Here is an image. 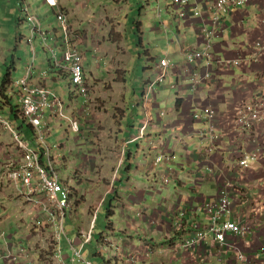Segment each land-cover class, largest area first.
<instances>
[{
  "label": "crops",
  "instance_id": "1",
  "mask_svg": "<svg viewBox=\"0 0 264 264\" xmlns=\"http://www.w3.org/2000/svg\"><path fill=\"white\" fill-rule=\"evenodd\" d=\"M95 1L57 0V6L65 14V28L56 22L53 8L47 6L44 0H20L18 4L14 0L0 2L3 16L16 19L17 25L24 21L20 12H24L23 8L29 6V9L41 18L39 21L42 27L54 33L53 39H56L58 44V48L54 47L55 51L58 52L60 48L63 55L64 49L76 46L85 54L84 74L89 94L81 108L76 109L74 114L79 115L80 126L83 121L81 118L88 115L86 109L92 100L90 90L96 89L94 84L99 85L103 82L122 84L127 81L126 74L121 75L119 80L114 74L99 75L90 70L86 63L88 54L95 57V50L89 45V35L93 36L92 33H95L97 28L106 26V22L110 20H115V23L110 24L109 32L113 31L117 35L123 30L118 19L121 18L124 9L121 7L118 10L117 0H103L108 5H99L100 11L94 10ZM263 16L264 0H254L246 6L231 10L230 14L224 16V31L215 38L214 51L220 56L242 58L247 64L226 75L215 76L213 80L203 83L196 90H192L190 71H199L202 67L188 70L189 65L183 57L187 50L197 46L199 48L200 44L198 25L196 20L192 19L184 20L185 29L190 30L186 35L189 39L186 45L189 47L186 49L184 43L180 44L177 57L179 56L181 62L172 63L173 66L166 75L168 84L162 88L165 77L158 82L153 89L154 92L148 95L147 89L157 75L151 78L148 76L143 80L141 102L149 97V108L147 103H144L141 111L136 104H130L137 99L134 97L137 89L125 85L112 86L113 91H110L112 95L127 102L125 116L117 118L119 121L114 120V129L117 133L115 145L119 148L126 147L125 150L122 148L123 165L121 169L117 165L118 162L115 165L106 164V167L99 160L91 171L88 169L92 178L104 172V176L110 179L108 190L113 191L100 199L99 195L90 194V191L82 190L79 186L71 187L72 181L75 185L79 184L77 180H72V174L76 170L83 172V167L77 168L78 160L73 161L81 155L71 156L72 160L65 155L54 156L61 166L60 172L69 171L66 179L60 176L61 180L65 184L67 181V186L75 189L72 198L74 206L66 213L65 237L59 244L55 243L54 231L47 223V215L31 202L35 199L44 205L47 202L45 194L39 193L29 201L28 196L22 193L25 188L15 183L14 178L23 169V153L11 133L0 126V264H6L1 259L5 252L13 255L22 254L24 258L18 264H63L62 262L71 264L73 249L82 248L83 234L89 232L92 227L93 243L94 230L103 209L106 222L100 224L97 243L92 247L87 245L82 248L83 259L92 264H264V158L243 174H240L238 166L240 156L254 149L255 142L264 148V125L255 126L250 133L230 129L229 137L212 143L207 136V123L192 119L194 107L201 109L211 106L217 114L216 128L229 129L226 122L233 115L234 106L240 101L250 100L253 96L260 97L258 83L264 78V51L256 50L253 45L259 37L264 36L260 23ZM51 21L56 24L52 29ZM23 39L24 37L18 36L16 44H20L21 41L25 43ZM49 40L52 42L50 35L47 41ZM141 42L143 44L142 39ZM184 48L186 51H183ZM42 53L37 61L33 60L32 84L47 89L48 82H55L64 77L68 80L65 62L60 60V66H55L52 54L43 50ZM62 55L59 57L57 53L59 59ZM108 58L116 60L111 51ZM27 64L21 67L20 72H23ZM118 64L122 65L121 62ZM11 70L14 71L13 66ZM8 81L9 77L7 85ZM164 89L167 90L163 91ZM4 90V94L11 98L15 92L17 93L16 89L6 87ZM157 91L160 92V102L157 100ZM73 95L74 93L70 91L69 96ZM12 101L18 106L17 96L12 98ZM52 102H55L54 111L47 109L49 112L45 113L46 118L64 117L60 99H54ZM66 106L69 108V105ZM56 111L60 112L61 116L54 114ZM137 111L143 113L140 118L136 114ZM147 113L148 127L144 131L147 132L144 138L148 141L153 138H166V141L160 143L174 156L172 162L157 167L158 169L154 171L152 164L155 153H152L151 149H148V152L152 153L150 165L134 166L130 160L137 156V150L141 149L138 140L133 138L138 133L134 130L136 120L139 118L138 121L141 123ZM5 115L7 116V113ZM66 120L68 124L72 121L69 117ZM27 130L28 127L24 124L17 135L25 140ZM152 142L156 145L154 141H150V147H153ZM131 144L137 145L135 151L129 148ZM155 149L157 151V146ZM144 152L142 154L145 160L149 154L146 155ZM169 165L171 169L166 167ZM112 167L116 175L113 170L106 171ZM208 168L212 172H208ZM123 170H126V178L119 177ZM166 175H169V181L165 184L163 177ZM113 176H116L115 181ZM140 179H147L148 184H144V181L140 183ZM37 183L38 178L35 177L33 182L35 187H38ZM225 184L230 185L233 214L224 219L235 220L244 226L247 224L248 231L244 234L245 237L228 234L225 246L220 248L212 237L207 236L195 250L184 249L182 243L186 236L192 233L190 223L196 222L202 228L209 224V216L204 211L203 204L208 200L217 199ZM95 187L94 190H101V182L97 181ZM161 194L160 201H156L157 196ZM182 213L184 215L181 217ZM36 221L41 222L42 226H36L34 224ZM57 248L62 251V259L55 256ZM237 252H242L246 260H240Z\"/></svg>",
  "mask_w": 264,
  "mask_h": 264
},
{
  "label": "rangeland",
  "instance_id": "2",
  "mask_svg": "<svg viewBox=\"0 0 264 264\" xmlns=\"http://www.w3.org/2000/svg\"><path fill=\"white\" fill-rule=\"evenodd\" d=\"M1 1L4 0H0V2ZM14 1H17L18 4L20 0ZM126 1L127 0H117V5H119L118 10H120L121 7L124 9L121 12V18L118 19L122 24L123 30L120 34L117 35L113 31L109 32L108 28L111 27L110 24L115 23V20H110L106 22V26H103L102 28H97L96 32L92 33L93 36L89 35V45L95 50V57L93 56V54H88V59L86 60V63L88 64V67H90V70L99 75L106 76L108 74H114L119 80L121 75L126 74L127 81L122 84H116L113 82H103L99 85L94 84L96 89L90 90L92 94V100L90 101V105H87L86 109V115H88L81 118L83 119L81 126L80 122L78 121L79 115L74 116V114L76 109L81 108L85 98L80 94L79 91H73L74 88L71 85L69 79L67 80L66 77L55 82L47 83V91L50 94L49 99L50 101H54V99H60L64 109V117H59V119L53 118L52 120L45 118L46 123L49 124V126L51 127V133L48 134V136H45L44 140L47 143L48 147L51 149L52 156H58V154L61 156L65 155V157H70V160H72V157H77L78 155H81L78 156V159H75L73 161L78 160L77 164H79L77 168L81 169V167H83V172H79L76 170L75 173L72 174V180H77L79 184L75 185V182L72 181L71 187L79 186V188L82 190L90 191V194L95 193L96 195H99L100 199H103L105 195L108 194V189L110 188V179L108 176H104V172L102 173V175H98L92 178L88 169L91 171L94 168L95 163L99 160V162L106 167V164L115 165L118 162L117 165L119 166V169H121V166L123 165V152L126 149V147H122L124 148V150L122 151V148H119L118 145H115L114 139L117 133L114 129V120L117 118L120 119V117L122 118L123 116H125L124 110L127 102L123 98L115 97L114 95H112V93L110 92L113 91L112 86L118 87V85H125L129 88L137 89V93L134 95V97L137 99L134 102L132 101L130 104H136L138 110H141L144 102V100L141 102L140 94L144 86L143 80H145V78H147L148 76H150L151 78L158 74V66L162 59L161 57H166V59H168L171 64L179 63L181 62V60L179 56L177 57V54L179 55L180 44L184 43V47L186 49L189 47V45H186V42L188 43L189 41L186 35H188V32H190V30L185 29L186 26L184 20L177 18L179 16L178 13L181 12L183 8L173 10L171 0ZM44 2L45 4H47V6H50V4L46 0H44ZM94 3L95 11L101 10V7L99 6L101 4L105 6L108 5V3L103 2V0H96ZM45 4H43L44 7L46 6ZM19 9L21 11L20 7ZM28 12L34 13L30 9H27L24 12H20L24 21L22 24L17 25L18 22L16 19L4 17L3 13L0 11V85L1 82H4V88L7 87L11 90H17L14 84L20 79L23 74L22 72H20V69L24 64H27L29 62L31 56L29 45L23 43V41H21L20 44H16V41H18V36H22L25 39L28 38V20L25 15V13L27 14ZM36 16H38V18L41 20L39 15L36 14ZM80 16L81 18H83L82 13H80ZM50 25V29H52V27H54L56 24L54 21H51ZM155 28L157 30H155ZM194 38V40H196V37ZM141 39L143 41V44L141 42ZM37 40L38 42H35L33 44V46L35 47L34 61H37V58L43 55L42 50L40 49L42 47V41L40 40V38L36 37L34 41ZM47 43L48 45H53V40L52 42L49 40L47 41ZM185 48L183 51H186ZM110 51L114 54V58H116V60L108 58V53ZM57 53L58 56L61 57L62 52L60 48ZM183 57L184 59H186L185 53L183 54ZM12 58L13 64H11ZM34 61L32 63V68H34ZM119 62H121L122 65L118 64ZM86 63L85 65H87ZM12 66L14 67V71L11 70ZM152 70L154 71L152 72ZM8 72L9 84L7 85ZM171 83H173V81H171ZM167 84L168 81L166 77L163 82L162 88ZM258 84L260 89L259 93L261 95L262 90L264 89V78ZM156 86L157 84L155 83L153 85V89H155ZM165 90L167 89H164L163 91ZM70 91L74 93L72 97L69 96ZM157 94V100L160 102V92L157 91ZM15 96L18 97V93L15 92L14 97ZM137 102L139 104H142L139 105L137 104ZM244 102H247V100L240 101L236 105ZM173 104L174 102L172 103V106ZM66 105H69V108ZM46 110L47 108H44L43 112L48 113L49 110ZM114 114H116L117 116H114ZM136 114L139 118L141 117V115H143L142 112L138 113V111L136 112ZM68 117L72 120L69 124L66 120ZM135 118L136 117H134V120ZM118 119L117 121H119ZM138 120H136V126H134V130L135 132H138L137 136L139 138H137L136 140H138L137 142L140 145L141 149L137 150V156H134L130 159L132 160L131 163L134 166L138 164H141L142 166L150 165L152 161V153H155V158L156 154L158 153V149L161 151H165L168 154H171L167 151V149H165V146L160 143V141H166V138H153L148 141L147 138H144L146 137L145 135L147 134V132H144L145 135H143L142 137L139 136L140 127L142 125L143 119L141 123H139ZM137 127H139L138 130ZM14 141L18 145L15 138ZM150 141H154V143L156 144L153 145V142L151 143L154 148L149 146ZM24 142L31 149L33 148V146H37L38 143L36 134L32 130L28 129L27 137L25 138ZM136 146L137 145L131 144L129 148H131L132 151H135ZM156 146L157 151L155 149ZM148 149H151L153 152L150 154L148 152ZM143 151H145L144 153L146 155L149 154L145 160L143 159ZM52 161L54 162L55 159H52ZM112 161L115 162L113 163ZM6 166L10 167L9 165ZM54 166L60 172V164L57 163ZM159 167H161V165ZM166 167L171 169V165ZM113 168L114 167L107 168L106 171L113 170L115 174V170ZM157 169V166L155 165V163H153L152 170L154 171ZM68 172L69 171H62L60 172V176L66 179L69 175ZM70 172L72 171L70 170ZM100 176L102 178H100ZM119 177L126 178V170H123ZM115 180L116 177H114L113 181ZM97 181L101 182V190H94L96 189L95 185ZM143 181L144 184H148L147 179H140L139 182L142 183ZM37 184L38 187H35L33 184L36 191H38L34 195H30L26 190L22 191L24 195L28 196L29 201L31 197L39 194L41 188L39 186V181ZM68 189L71 198H73L75 195V189H71L70 187H68ZM112 191L113 190H110L109 193H111ZM161 197L162 194L158 195L156 201H160ZM104 213L105 211L103 209L100 214L97 227L94 230L95 239L93 240V243L91 241L92 244H86L85 247L87 245L89 247H92V245H95L97 243L100 233V224L103 225L106 222ZM34 224H36V222H34ZM64 237L65 234L61 236V242ZM99 261L101 262V259ZM62 263L66 264L65 262Z\"/></svg>",
  "mask_w": 264,
  "mask_h": 264
},
{
  "label": "built area",
  "instance_id": "3",
  "mask_svg": "<svg viewBox=\"0 0 264 264\" xmlns=\"http://www.w3.org/2000/svg\"><path fill=\"white\" fill-rule=\"evenodd\" d=\"M50 1V0H49ZM254 0H171L173 10L183 8L178 13V18L182 20L192 19L196 20L198 27V36L200 39V47H194L185 52V61L189 65V69H196L200 66L201 70H191L190 82L192 90H195L203 83H208L215 78V76L226 75L237 68H241L247 62L242 58L224 57L216 54L214 51V40L224 31V16L230 14L231 10L246 6ZM51 2V1H50ZM54 4V3H53ZM63 14L60 13L57 19L63 25ZM31 21H36L30 18ZM261 28L264 33V16L260 20ZM33 37H29L27 41L30 43ZM42 48L52 54L55 59V66H59L61 61L65 62L67 72L69 74V81L74 89L78 90L80 94L87 98L89 88L84 75V55H82L77 48L72 47L66 50L62 58L57 57V52L54 46H49L47 43V36L43 37ZM51 40H54L51 38ZM256 50L264 51V36L253 45ZM31 60L25 66L24 71L19 82H16L15 88L18 91V107L20 119L30 127L37 137L38 146L43 150L42 156L47 160L46 164L41 163L39 154L29 148L25 142L20 141L18 135L11 129L10 122L0 115V126L3 130L11 133L18 143V148L23 153L24 165L21 173L17 175L14 180L20 186L25 188L30 195H34L38 191L33 186L34 178L37 177L39 181L40 191L46 196V203L42 205L40 201L33 200V206L40 208L41 212L47 215L48 224L54 230L55 243H60L61 236L64 235V222L66 213L73 208V200L70 198V192L64 187L57 172L55 162L51 161L50 148L45 142V136L51 132L50 126L46 123V115L43 112L44 108L54 111V103L49 99V92L40 85H33L30 82L32 77V62L35 58L34 50L31 48ZM168 59L162 58L159 64V75L156 81L162 79L167 70L171 67ZM152 87V86H151ZM153 89V88H152ZM148 106V100H146ZM54 114L60 115L56 111ZM217 114L213 107L208 106L199 109L194 107L192 111V118L194 120L203 121L207 123V136L210 142L215 143L229 137L230 129L237 132L253 131L258 124H264V89L260 97L253 96L247 102L240 103L234 107L233 115L230 120H227L229 129H217L215 126ZM148 119L145 117L140 127V135H144V131L148 126ZM134 140L139 138L133 137ZM132 139V138H131ZM254 149L244 152L239 158V172L245 173L251 169L255 164L259 163L264 158V148L257 142ZM170 160L166 154L157 156L154 159L156 166L163 162ZM212 172L210 168L207 170ZM168 176H165L164 183H168ZM230 185L225 184L219 193L218 200L207 201L204 204V211L211 216L209 224L202 228L196 222L190 223L192 234L186 236L182 243V247L186 250H195L207 236L215 240L220 247L225 246L228 234L243 237L248 231V228L240 223L232 220L221 221L224 214H229L231 209V202L229 200ZM184 213L181 214V216ZM36 226H42V223L36 221ZM91 231L83 235L82 248L91 243ZM82 248L73 249V259L71 264H92L90 261L84 260L82 257ZM240 260H245L242 252H237ZM55 256L62 259V251L57 248ZM24 256L22 254L13 255L5 252L1 259L6 264H18ZM129 258L127 257V260Z\"/></svg>",
  "mask_w": 264,
  "mask_h": 264
},
{
  "label": "bare ground",
  "instance_id": "4",
  "mask_svg": "<svg viewBox=\"0 0 264 264\" xmlns=\"http://www.w3.org/2000/svg\"><path fill=\"white\" fill-rule=\"evenodd\" d=\"M49 4H50V6H51V8H53V12H54V15H55V20H56V22H58L59 24H60V26L61 27H63V28H65V25H66V22H65V14H64V11H62L58 6H57V3L56 4H52V3H50V2H48ZM58 8V9H57ZM178 11V10H177ZM56 12V13H55ZM60 13H62L63 15V25L60 23V21L57 19V16L60 14ZM25 15H26V17H27V20H28V36L27 37H33V40L36 38V37H38V38H40V40L43 42V37H45V36H47V35H49V34H54L52 31H48L47 29H45L44 27H42V25L40 24V19L38 18V16H36V14L35 13H25ZM176 15V14H175ZM30 18H34L36 21L34 22V21H31L30 20ZM178 18V17H177ZM26 21V20H25ZM198 27H199V25H198ZM58 44H57V41H56V39H54L53 40V45H51V46H54L55 48H58V46H57ZM200 45L201 44H199V47H200ZM75 48H77L76 46H74ZM70 48H72V47H68V48H66V49H64V51H63V53L66 51V50H68V49H70ZM78 49V48H77ZM78 51L82 54V55H84L79 49H78ZM52 59H53V61H54V63H55V59H54V57H52ZM60 66V65H59ZM24 71V70H23ZM23 73V72H22ZM32 74H33V70H32ZM46 75V74H45ZM43 79V78H42ZM16 82H19V81H16ZM15 82V83H16ZM30 82H31V84H32V77H31V79H30ZM33 83H35L34 81H33ZM202 85V84H201ZM200 85V86H201ZM200 86H198V87H200ZM197 89V88H196ZM195 89V90H196ZM73 91H78V90H76V89H74ZM53 118V117H52ZM193 119V118H192ZM50 120V119H49ZM52 120V119H51ZM196 121H198V120H196ZM259 125V124H258ZM163 145V144H162ZM53 149V148H52ZM162 154H166V156H168L169 158H170V160H168V161H166V162H163L161 165H167V164H169L170 162H172V160H173V158H174V156L172 155V154H168L167 152H165V151H161V150H159L158 149V153L156 154V156H155V158L157 157V156H159V155H162ZM154 158V159H155ZM218 198H219V196H218ZM218 198L217 199H215V200H218ZM229 200H230V202H231V211H230V213L229 214H224L222 217H221V221H228V220H232V219H224V217H226V216H231V213H232V207H233V202H232V199L230 198V194H229ZM208 201H211V200H208ZM212 201H214V200H212ZM207 202V201H206ZM206 202H204V204L206 203ZM204 204H203V207H204ZM207 213V212H206ZM208 214V213H207ZM233 214V213H232ZM45 216V215H44ZM208 216H209V221L211 220V216L208 214ZM182 217V216H181ZM180 217V218H181ZM232 221H235V220H232ZM41 222H42V220H41ZM182 222H183V220H182ZM185 222V221H184ZM183 222V223H184ZM191 222V221H190ZM236 222V221H235ZM178 223H179V221H178ZM238 223V222H237ZM175 224V223H174ZM185 225V224H184ZM183 225V226H184ZM247 225V224H246ZM245 225V226H246ZM188 226V225H187ZM204 228V227H203ZM177 229V228H176ZM184 230V229H183ZM186 233V232H185ZM250 233V232H249ZM192 234V233H191ZM189 235V234H188ZM245 237V236H244ZM210 238V237H209ZM206 239V238H205ZM183 242V241H182ZM179 245V244H178ZM227 246V245H226ZM180 247V246H179ZM178 248V247H177ZM221 248V247H220ZM235 248V247H234ZM232 250V249H231ZM155 251V250H154ZM229 251V250H228ZM149 252V251H148ZM152 252V251H151ZM223 252H225V251H223ZM231 252V251H230ZM235 256V255H234ZM246 260V259H245Z\"/></svg>",
  "mask_w": 264,
  "mask_h": 264
},
{
  "label": "trees",
  "instance_id": "5",
  "mask_svg": "<svg viewBox=\"0 0 264 264\" xmlns=\"http://www.w3.org/2000/svg\"><path fill=\"white\" fill-rule=\"evenodd\" d=\"M8 74L9 72L7 73V80H8ZM4 86H5V83L1 82V85H0V115L6 118L10 122L12 131L18 134L17 132H19V130L23 128L25 123L19 117V110H18L19 107L13 103L11 97L4 94V91H5ZM6 113H7V116L5 115L6 116L5 117L4 114ZM18 137L20 141L22 142L25 141L21 138V136L18 135Z\"/></svg>",
  "mask_w": 264,
  "mask_h": 264
},
{
  "label": "clouds",
  "instance_id": "6",
  "mask_svg": "<svg viewBox=\"0 0 264 264\" xmlns=\"http://www.w3.org/2000/svg\"><path fill=\"white\" fill-rule=\"evenodd\" d=\"M47 2H50V3H54V4H56V2H57V0H46ZM24 9V11L25 10H27V9H29V6H27V7H25V8H23ZM50 35V37L51 38H53V34H49ZM49 35H47V39H48V37H49ZM29 38V37H28ZM28 38H24L23 40H24V42L27 44V45H29V47H30V50H31V48H33V50L35 51V47L33 46V44L36 42V41H34L33 39H32V41L29 43L28 41H27V39ZM41 49L43 50V51H46V50H44L42 47H41ZM47 52V51H46ZM173 66V64L171 65V67ZM170 67V68H171ZM170 68L167 70V72H169L170 71ZM167 72H166V74L165 75H167ZM85 75V74H84ZM158 75H159V66H158V74H157V76H156V78H154L152 81H151V83H150V85H149V88L147 89V93L146 94H152L154 91H153V82H155V80L157 79V77H158ZM166 76H164L162 79H160L159 81H162L164 78H165ZM86 79V78H85ZM159 81H156V84H158V82ZM152 86V87H151ZM17 93H18V91H17ZM146 100H148V108H149V102H150V98L149 97H146V98H144V102H143V104L144 103H146ZM18 110H19V108H18ZM148 116V113L147 114H145V117H147ZM144 117V118H145ZM143 118V119H144ZM26 125V124H25ZM49 125V124H48ZM27 127H28V125H27ZM28 129H30V130H32L30 127H28ZM50 129H51V127H50ZM33 131V130H32ZM34 132V131H33ZM51 133V132H50ZM49 133V134H50ZM47 144V143H46ZM48 146V145H47ZM33 150H35L38 154H39V156H40V158H41V163L43 164V165H45L46 164V159L42 156V154H43V150L41 149V147L40 146H38V144H37V146L35 145V148H32ZM50 154H51V149H50ZM59 155V154H58ZM57 156V155H56ZM52 159H55L54 158V156H52L51 155V161H52ZM43 161H45V162H43ZM55 162V164H57V162H56V160L54 161ZM153 163H154V161H153ZM160 166V165H159ZM159 166H157V167H159ZM161 166H163V165H161ZM60 168H61V166H60ZM57 172H58V174H59V176H60V172H59V170L57 169ZM166 176H168L169 177V175H166ZM116 177V176H115ZM164 178H165V176L163 177V180H164ZM60 180H61V177H60ZM61 182H62V184L64 185V187L67 189V191H69V189H68V187L66 186V184L61 180ZM70 198H71V195H70ZM72 199V198H71ZM73 200V199H72ZM74 206V205H73ZM65 221H66V219H65ZM54 231V230H53ZM91 231V237H92V231H93V227H92V229L90 230ZM89 231V232H90ZM89 232H87V233H89ZM86 233V234H87ZM64 234H65V222H64ZM84 235V234H83ZM91 241H92V238H91Z\"/></svg>",
  "mask_w": 264,
  "mask_h": 264
},
{
  "label": "flooded vegetation",
  "instance_id": "7",
  "mask_svg": "<svg viewBox=\"0 0 264 264\" xmlns=\"http://www.w3.org/2000/svg\"><path fill=\"white\" fill-rule=\"evenodd\" d=\"M19 99V98H18Z\"/></svg>",
  "mask_w": 264,
  "mask_h": 264
}]
</instances>
